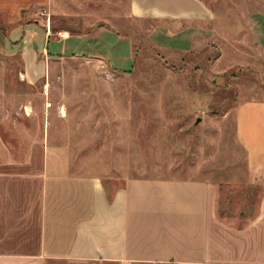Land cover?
<instances>
[{
  "label": "crops",
  "instance_id": "1",
  "mask_svg": "<svg viewBox=\"0 0 264 264\" xmlns=\"http://www.w3.org/2000/svg\"><path fill=\"white\" fill-rule=\"evenodd\" d=\"M74 1L0 0V75L4 60L19 54L22 80L34 84L56 56L110 62L117 40L132 52L133 36H116L109 24L116 21L150 23L160 49L189 52L211 35L217 18L204 0H127L126 6L116 0L117 14H91L101 21L84 22L105 26L51 33L33 13H91L85 6L94 0ZM243 1L264 51V0ZM235 134L247 171L263 187L250 215L219 212V185L207 177L129 176L109 192L101 175L73 164L69 146L51 144L49 135L41 146L0 147V264H264V99L236 105Z\"/></svg>",
  "mask_w": 264,
  "mask_h": 264
},
{
  "label": "rangeland",
  "instance_id": "2",
  "mask_svg": "<svg viewBox=\"0 0 264 264\" xmlns=\"http://www.w3.org/2000/svg\"><path fill=\"white\" fill-rule=\"evenodd\" d=\"M204 1L217 18L211 35L189 52L160 49L149 36L150 23L116 21L109 23L116 36L130 33L134 43L132 52L118 40L109 49L115 66L87 54L56 56L33 84L22 80L20 54L5 59L0 147L41 146L49 135L51 144L69 146L73 164L101 175L109 192L129 176L207 177L219 185V212L253 214L263 187L247 171L235 107L264 99V51L251 33L246 1ZM118 4L94 0L85 6L91 13L70 18L45 9L33 13L51 33L84 32L107 24L84 23L101 21L91 14L112 15Z\"/></svg>",
  "mask_w": 264,
  "mask_h": 264
},
{
  "label": "water",
  "instance_id": "3",
  "mask_svg": "<svg viewBox=\"0 0 264 264\" xmlns=\"http://www.w3.org/2000/svg\"><path fill=\"white\" fill-rule=\"evenodd\" d=\"M199 121H201V118H198V119H197V122H199Z\"/></svg>",
  "mask_w": 264,
  "mask_h": 264
},
{
  "label": "trees",
  "instance_id": "4",
  "mask_svg": "<svg viewBox=\"0 0 264 264\" xmlns=\"http://www.w3.org/2000/svg\"><path fill=\"white\" fill-rule=\"evenodd\" d=\"M109 196H111V193H109Z\"/></svg>",
  "mask_w": 264,
  "mask_h": 264
}]
</instances>
